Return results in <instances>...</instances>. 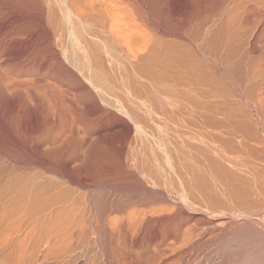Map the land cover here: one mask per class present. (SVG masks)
I'll list each match as a JSON object with an SVG mask.
<instances>
[{
  "label": "bare ground",
  "instance_id": "6f19581e",
  "mask_svg": "<svg viewBox=\"0 0 264 264\" xmlns=\"http://www.w3.org/2000/svg\"><path fill=\"white\" fill-rule=\"evenodd\" d=\"M0 264H264V0H0Z\"/></svg>",
  "mask_w": 264,
  "mask_h": 264
}]
</instances>
